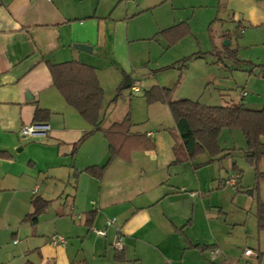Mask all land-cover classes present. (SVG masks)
Wrapping results in <instances>:
<instances>
[{
	"label": "crops",
	"instance_id": "0c3cea01",
	"mask_svg": "<svg viewBox=\"0 0 264 264\" xmlns=\"http://www.w3.org/2000/svg\"><path fill=\"white\" fill-rule=\"evenodd\" d=\"M263 2L135 0L124 8V0H0V264H242L244 259L248 264L251 256L229 252L220 236L222 225L227 234H233L242 222L230 217L220 197L236 168L243 171L233 163L236 153L199 169L193 165L206 163L208 154L194 163L172 165L175 139L170 129L175 128V121L168 105L155 103L149 105L150 112H164L167 124L157 121L142 129L133 119L130 139L121 148L118 143L121 153L101 178L92 175L89 168L108 164L110 142L103 130L93 131L66 102L53 83L49 63L79 61L96 69L104 90L102 128L109 129L129 111L114 113L113 92L108 93L109 87H122L126 76L132 84L139 83L138 93L158 85L175 89L174 99L199 101L187 84L190 73L203 82L216 80L215 71L199 54L203 52L199 51L203 48L201 32L210 30L222 4L236 18L264 26ZM160 9L163 15L158 13ZM145 15L151 18H142ZM187 26L190 33L170 46ZM171 28L175 34H162ZM140 40L150 42L141 51L131 49ZM76 44L92 48L85 52ZM122 46L130 49V68L114 65ZM194 54L182 71L166 68ZM139 74L144 75L145 84ZM38 107L50 111L49 131L46 136H24L22 128L34 124ZM135 134H147L153 145L138 143ZM233 134L228 129L222 132V148H237ZM246 148L247 144L239 149L245 152ZM243 180L244 171L239 182ZM178 185L188 190L185 200L193 199L188 213L177 210L179 196L172 191ZM239 195L233 194L235 207ZM37 196L50 204L35 214L32 200ZM204 198L210 206L209 212L203 210L207 235L199 223L198 215L203 212H196ZM108 206L116 208L113 218L117 221L111 226L107 225L109 219L102 218ZM242 206L248 210V202ZM47 221L53 224L49 228ZM94 229L104 230L106 235L98 236ZM58 233L80 238L84 249L75 239L71 244L68 240L67 246L52 245L50 237ZM118 234L123 237L121 251L113 245ZM211 247L222 250L215 259Z\"/></svg>",
	"mask_w": 264,
	"mask_h": 264
},
{
	"label": "rangeland",
	"instance_id": "374dc122",
	"mask_svg": "<svg viewBox=\"0 0 264 264\" xmlns=\"http://www.w3.org/2000/svg\"><path fill=\"white\" fill-rule=\"evenodd\" d=\"M133 1L135 0H131V2L128 3L127 0H124V8H126L127 5L131 6ZM136 1L138 2L140 0ZM262 6L264 7V2ZM226 7L227 6L222 4L217 18H214L215 20L213 19V22L210 23V30L205 29L201 32L203 35L201 41L203 43V48L199 51L203 52H200L199 54L204 56L202 59L206 60L204 61L207 62L209 69L215 71L216 80L213 79L211 82H203L202 80L197 79L196 73L192 72L188 77L187 84L191 87V89H193L194 94L197 95L196 99L203 104L206 103V105L210 106H220L233 102H242L248 107L262 109L264 108V26H252L250 25L251 23H246L243 17H240L241 19L236 18L232 12L227 10ZM158 13H162L163 15V9L158 10ZM142 18H151V15H145ZM206 40L209 42V47L206 46ZM148 42H150V40L136 41V43H132L131 49L135 50L137 47V49L141 51L143 48L147 47ZM211 42L214 43L216 52L213 51L215 48L213 49V44L211 46ZM129 53L130 49L128 50L126 46L123 47V49H121V54L118 55L120 59L115 58L114 65L118 68H130L131 55H129ZM133 59L135 64V57ZM135 66L136 68L138 67L136 64ZM136 68H134V72L135 74H138ZM139 75L141 77L140 81L145 84L144 75ZM198 78H200V75ZM190 85H192L193 88ZM108 89V93H110V95L111 91L113 92L110 103L111 109L114 113L120 114L124 110H129L128 113L130 112L132 117L134 114V118H132V120L134 119L137 122H140L139 124L142 129H149L152 127L153 123L157 121H162L165 125L167 124L164 112H150V104L147 103L144 96L145 91L147 90L145 87L142 88L140 93L134 92L132 87L123 89L120 85L115 88L109 87ZM176 89L180 88L178 87ZM245 90L248 91V95L243 98L242 92ZM108 97L110 96H107V99L109 100ZM232 132H234L233 145L238 148H235L236 154L233 157V163L238 165L239 168L244 171V180L242 183L238 181L240 186L239 188L238 186L237 188L234 186L226 187L220 197L222 198L221 201H223L222 203L224 208L230 213V217L235 219L237 222H242L241 226H237L236 232L233 234H227V229L222 225L220 228V236L227 245L229 252L231 251L236 256L241 257L242 255L244 258H247L244 255V250L248 246L254 252L253 256L248 257V264H264V231L259 229L256 216L258 210V199L264 203V176L260 179L259 189L256 190L253 195L247 193V190L253 189L257 183V171L246 161L244 152L239 149L246 144L242 132L240 130H232ZM222 139L223 136L221 137V140ZM263 158L264 155L260 161V172L264 174V164H262ZM217 168L218 166L214 167V170H217ZM208 171H202L201 173L207 176L209 174ZM222 175H224V173H222ZM236 190H238L239 193H237ZM172 193L175 196H179L176 198L177 210H181L182 212L187 211V213L192 210L190 202L193 201V199L190 198L185 200L188 190H183L181 186L178 185L173 187ZM233 194H240L237 199L238 204L236 207L232 204ZM6 200L7 199H5V201ZM247 202L248 210H243L242 203ZM207 203L209 204V202H206L205 198L204 200H201L199 205L196 207V212L201 213L203 210L205 212H209L207 210H209L210 206L207 205ZM250 207H252V209H250ZM115 209L116 208L112 209L111 206H108V212H105L102 218L104 220L113 219ZM54 212L55 210L53 208L47 217L49 219L52 218ZM205 212L199 214L198 217L202 220L199 223L203 225L204 234L207 235V214ZM214 213L216 214V212ZM199 219L198 221H200ZM220 222H223V220ZM118 224H120V220ZM47 225V228H49L53 224L50 225L47 221ZM96 230L97 229H94L95 233ZM62 235L69 241L71 240L70 244L72 243V240L75 239V243L77 242L80 248L84 249L82 246L83 242L80 238H77L76 236L68 237L65 234ZM90 235L94 236L92 233ZM241 263L247 264L245 259L242 260Z\"/></svg>",
	"mask_w": 264,
	"mask_h": 264
},
{
	"label": "trees",
	"instance_id": "16d2710c",
	"mask_svg": "<svg viewBox=\"0 0 264 264\" xmlns=\"http://www.w3.org/2000/svg\"><path fill=\"white\" fill-rule=\"evenodd\" d=\"M177 27L175 28L177 29ZM173 29L166 30L162 34L166 37L167 34H175V32H172ZM189 33L190 29L187 26L184 31L170 42V46ZM213 51L216 52V48ZM196 55L187 56L166 68H178L182 71ZM49 67L53 83L64 96L66 102L74 107L93 126V131L103 130L110 142L111 158L108 164L104 167H92L87 170L92 175L101 178L112 160L121 153L117 148L118 143L121 148L131 137V130L134 125L131 113L129 112L121 122L114 123L109 129H103L101 113L103 110L104 90L100 85L96 69L79 61L49 63ZM173 94V88L158 85L146 90L144 94L147 103L150 105L155 103L168 105L175 121V128L170 129V133L175 139L173 148L175 160L172 165H181L188 161L194 163L199 156L208 154L210 159L206 163L193 165L195 169H199L216 160H223L232 156L236 149L228 150L222 148L219 142L220 136L225 129L240 130L247 144L244 152L245 159L257 171L258 180L255 187L247 190V193L253 195L259 189L260 179L264 176L260 172V161L263 156L262 150L264 149V108L253 109L242 102L210 106L191 99H174ZM49 118L50 111L38 107L34 116V123L47 124ZM135 136L138 143H146V147L153 145L147 134H135ZM235 171L237 172L236 174H239L240 181L243 171L238 168ZM49 204L50 201L40 196L35 197L32 200L34 213H41ZM256 216L259 229L264 231V203L260 199H258ZM214 248L211 247L210 249Z\"/></svg>",
	"mask_w": 264,
	"mask_h": 264
},
{
	"label": "built area",
	"instance_id": "2783aa9c",
	"mask_svg": "<svg viewBox=\"0 0 264 264\" xmlns=\"http://www.w3.org/2000/svg\"><path fill=\"white\" fill-rule=\"evenodd\" d=\"M131 87H132V90L134 92H139V90H140L139 83H134V84H132ZM247 94H248V92L246 90L242 92L243 97H246ZM48 131H49V125L48 124L34 123V124H31L30 126H25L24 128H22V134L24 136H31V137L38 136V135L46 136ZM239 177H240L239 174H234L232 177L228 178L225 181V184L227 186H236V185H238ZM116 221L117 220L115 218L109 219L107 221V225L108 226L114 225V224H116ZM96 233L99 236H105L106 235V232L104 230H98L97 229ZM50 242L54 246H67L68 239L61 234H54L50 237ZM113 245L117 250H119V251L123 250V237L121 234L117 235ZM220 253H221V249L218 247H216L210 251L211 257L213 259H215ZM244 253L247 256L254 255V252L251 248H247Z\"/></svg>",
	"mask_w": 264,
	"mask_h": 264
},
{
	"label": "water",
	"instance_id": "95a60500",
	"mask_svg": "<svg viewBox=\"0 0 264 264\" xmlns=\"http://www.w3.org/2000/svg\"><path fill=\"white\" fill-rule=\"evenodd\" d=\"M75 47L79 50L89 52L91 50V46L85 45V44H76ZM132 86V80L129 76H126L124 84L122 86L123 89H127ZM262 154L264 155V149L262 150Z\"/></svg>",
	"mask_w": 264,
	"mask_h": 264
}]
</instances>
